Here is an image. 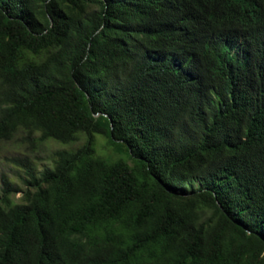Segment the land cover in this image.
<instances>
[{
	"label": "trees",
	"instance_id": "obj_1",
	"mask_svg": "<svg viewBox=\"0 0 264 264\" xmlns=\"http://www.w3.org/2000/svg\"><path fill=\"white\" fill-rule=\"evenodd\" d=\"M13 139L0 264H264V0H0Z\"/></svg>",
	"mask_w": 264,
	"mask_h": 264
},
{
	"label": "rangeland",
	"instance_id": "obj_2",
	"mask_svg": "<svg viewBox=\"0 0 264 264\" xmlns=\"http://www.w3.org/2000/svg\"><path fill=\"white\" fill-rule=\"evenodd\" d=\"M78 144H74L73 147H77ZM55 147L49 146V147H29L31 150L37 151L38 157L41 158H47L48 155L53 151ZM18 149H17V143L16 139H13L12 141L3 142L0 144V174L2 172L8 173L11 175V178L13 179L14 170L12 169V163H11V157L13 155H16ZM18 193L15 194V199H17Z\"/></svg>",
	"mask_w": 264,
	"mask_h": 264
}]
</instances>
